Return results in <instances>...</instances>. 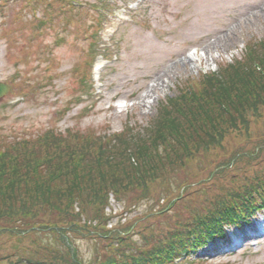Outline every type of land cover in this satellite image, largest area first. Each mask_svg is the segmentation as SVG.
Here are the masks:
<instances>
[{
  "label": "rangeland",
  "instance_id": "1",
  "mask_svg": "<svg viewBox=\"0 0 264 264\" xmlns=\"http://www.w3.org/2000/svg\"><path fill=\"white\" fill-rule=\"evenodd\" d=\"M100 1L81 0L83 7L71 22L64 24L61 15L43 32L29 21L33 12H26L25 0H0V82L11 86L0 100V156L7 166L21 149L32 162L47 156L41 143L55 142L59 135L77 134L76 141L86 144V137L144 134L160 109L194 78L199 82L201 73L243 60L248 45L264 44V0H110L113 12L93 40L91 30L98 29L93 4ZM52 2L57 0H42L50 8ZM92 41L104 56L95 58L83 85ZM238 122L220 144L197 149L156 179L149 177L143 187L126 190L117 202L110 199L115 217L108 225H96L92 216L100 211L108 215L111 208L100 210L96 203L82 213L87 231L71 225L79 230L38 226L26 232L20 231L21 223L0 219V229L17 227L0 232V264H18L23 256L31 261L66 259L64 251L71 254L67 244L84 264L109 260V247L120 259L131 248L146 252L162 245L194 214L264 179V107ZM51 131L56 135L42 141ZM80 207L73 208L76 218ZM52 215L70 223L50 209H41L37 217L47 221ZM228 243H214L209 249L216 246L218 251L207 256L200 251L176 264H264V235L253 231L241 245L224 247Z\"/></svg>",
  "mask_w": 264,
  "mask_h": 264
},
{
  "label": "trees",
  "instance_id": "2",
  "mask_svg": "<svg viewBox=\"0 0 264 264\" xmlns=\"http://www.w3.org/2000/svg\"><path fill=\"white\" fill-rule=\"evenodd\" d=\"M206 88L204 93H192L193 98L203 95L198 103H194L195 99L189 102L181 98L168 101L158 116L153 118L146 133H127L126 136L117 137L118 142L115 144L113 142L117 138L109 137L102 140L86 137V144H82L76 141L79 136L77 134L61 137L55 142L41 143L43 151L50 153V157L45 156L47 162L36 174L32 169V159L24 151L21 154L20 151L14 153L16 158L13 160L9 157V166L3 162L1 155L0 219L3 218V223L10 219L14 226L21 223L24 229L20 231L26 232H35L38 226L54 230L71 225L84 227L87 231V224L81 221L82 213L87 212H84L85 206L96 203L97 208L103 210L110 193L120 200L119 196L126 190L143 187L149 177L156 179L167 171L170 164L189 158L197 149H209L210 146L220 144L228 129L237 127L238 121H246L250 113L264 107V44H254L243 60L222 67L218 74L207 80ZM202 100L205 103L215 101V104L200 106L204 103ZM69 142L74 143L66 147L65 143ZM96 146L99 149L95 152ZM58 149H62V154ZM245 156L250 159L248 154ZM259 195L264 196V179L245 185L231 197L219 199L210 209L199 211L192 219L200 218L197 222L182 223L172 236L163 239L165 242L162 245L157 243L146 252L131 248L120 259L109 247L110 259L100 264L163 263L176 249L188 250L192 247L195 243L193 237L197 238L196 246H200L205 243V239H212L216 233L222 234L220 223L209 225L205 223L206 219L234 220L241 215L248 218L256 208V202H252V199ZM235 198L237 200L234 203L227 205L226 201L231 202ZM76 204L82 206L77 212V218L73 209ZM41 209L61 214L60 217L70 220V223L63 224V220L56 215L58 220L53 219L52 215L43 221L37 217ZM92 218L100 223L104 215L100 211L99 215ZM16 219L18 222H14ZM16 228L0 229V232ZM70 228L79 230L73 226ZM100 230L97 233L106 237L105 230ZM67 247L71 254L64 251L63 257L66 259H35L34 262L23 256L18 264H83L68 244ZM194 248L197 247H192V250Z\"/></svg>",
  "mask_w": 264,
  "mask_h": 264
},
{
  "label": "bare ground",
  "instance_id": "3",
  "mask_svg": "<svg viewBox=\"0 0 264 264\" xmlns=\"http://www.w3.org/2000/svg\"><path fill=\"white\" fill-rule=\"evenodd\" d=\"M258 227L257 226H251L249 228L244 229L243 231H235L231 234L232 237H244L247 236L249 234H251L253 231H257Z\"/></svg>",
  "mask_w": 264,
  "mask_h": 264
},
{
  "label": "water",
  "instance_id": "4",
  "mask_svg": "<svg viewBox=\"0 0 264 264\" xmlns=\"http://www.w3.org/2000/svg\"><path fill=\"white\" fill-rule=\"evenodd\" d=\"M7 90V87L0 83V95H2Z\"/></svg>",
  "mask_w": 264,
  "mask_h": 264
}]
</instances>
